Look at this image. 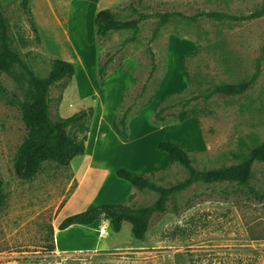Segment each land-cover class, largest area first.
<instances>
[{"label":"rangeland","instance_id":"rangeland-1","mask_svg":"<svg viewBox=\"0 0 264 264\" xmlns=\"http://www.w3.org/2000/svg\"><path fill=\"white\" fill-rule=\"evenodd\" d=\"M0 1L13 47L38 75L47 76L56 58L75 64L68 87L50 89L52 116L95 109L84 155L68 166L46 161L33 178L22 179L14 157L26 128L20 109L0 97V264H264V201L246 194L249 187L264 192V162L254 164L249 186L199 182L178 192L169 210L154 216L145 239L134 237L129 222L115 231L106 217L59 229L88 207L158 199L156 191L118 177L119 168L167 187L185 180L186 167L158 149L163 140L186 149L199 169L238 164L264 141V59L246 93L216 94L207 102L197 97L207 84L247 79L264 48V16L213 20L203 13L248 15L264 0ZM103 8L138 23L102 41L94 17ZM137 11L151 16L141 19ZM167 12L184 17L162 22ZM151 49L156 71L150 78ZM19 75V66L4 72L0 84L25 99L28 86ZM121 107L134 114L127 139L114 128ZM184 108L201 113L180 122Z\"/></svg>","mask_w":264,"mask_h":264},{"label":"trees","instance_id":"trees-1","mask_svg":"<svg viewBox=\"0 0 264 264\" xmlns=\"http://www.w3.org/2000/svg\"><path fill=\"white\" fill-rule=\"evenodd\" d=\"M139 18L147 19L151 15L137 11ZM184 17L181 13L167 12L160 14L162 22L176 15ZM213 20H243L254 19L264 16V6L251 12L248 15H231L222 11H209L203 13ZM138 19L121 20L115 11L103 8L96 12L94 17V31L97 37L104 41L110 32L119 29H128L136 26ZM11 24L6 16L3 5L0 1V74L11 72L15 67L20 68L18 79L27 83L28 91L25 99L20 98L16 93L9 92L0 84V97L8 104L17 106L21 111L22 120L26 128V135L18 147L14 157L15 174L22 179L33 178L46 161H54L61 165L68 166L75 157L84 155L87 150V141L91 130L92 117L95 109H83L70 116H59L55 119L52 116L50 104L52 97L50 89L60 85L62 90L66 89L73 78L76 67L73 62L63 58H56L53 67L47 76L38 75L31 66L25 62L21 54L13 47L10 34ZM152 70L150 78L156 71L155 52L151 49ZM264 59V48L262 55L255 63L254 72L240 83H217L207 84L206 88L197 96L207 102L216 94L237 96L246 93L258 80L261 75V64ZM112 60V58H110ZM101 76L105 74V66L102 64L99 69ZM147 85L144 86V90ZM57 100H63V94H59ZM120 109L114 120V128L120 137H129V124L134 116L129 111ZM201 111L196 109H182L178 114L180 122L191 117H198ZM163 119L161 115H158ZM161 152L169 155L170 162H180L187 171L185 180L171 186L156 184L149 174L137 172L130 168H119L117 176L130 182L138 189L150 188L159 194L158 199L152 204L133 206L128 203H105L94 206L67 216L60 224L59 229L65 230L72 225H91L102 217L109 219L113 229L120 231L124 223L132 225V232L135 238L145 239L152 220L156 214L166 213L169 210L168 203L178 192L184 191L195 183L215 182H238L249 186L252 178L253 167L256 162H264V141L252 148L249 156L242 162L211 169H199L193 164L189 152L174 140H163L158 144ZM255 196L260 202L264 201V192L259 193L253 187H249L246 193ZM4 199L3 180L0 178V203ZM55 249V245L51 247ZM48 264V263H46Z\"/></svg>","mask_w":264,"mask_h":264}]
</instances>
